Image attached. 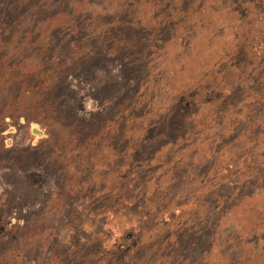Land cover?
<instances>
[{
    "label": "rangeland",
    "instance_id": "rangeland-1",
    "mask_svg": "<svg viewBox=\"0 0 264 264\" xmlns=\"http://www.w3.org/2000/svg\"><path fill=\"white\" fill-rule=\"evenodd\" d=\"M0 264H264V0H0Z\"/></svg>",
    "mask_w": 264,
    "mask_h": 264
}]
</instances>
